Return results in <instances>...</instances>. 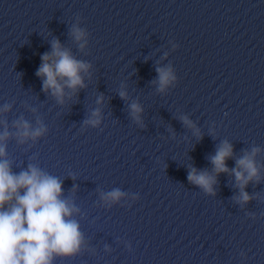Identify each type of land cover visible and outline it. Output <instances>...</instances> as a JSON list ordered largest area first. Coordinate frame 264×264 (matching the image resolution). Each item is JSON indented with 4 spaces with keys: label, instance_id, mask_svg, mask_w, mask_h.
I'll return each instance as SVG.
<instances>
[{
    "label": "clouds",
    "instance_id": "1",
    "mask_svg": "<svg viewBox=\"0 0 264 264\" xmlns=\"http://www.w3.org/2000/svg\"><path fill=\"white\" fill-rule=\"evenodd\" d=\"M72 35L77 41L84 36V30L73 27ZM51 53H45L36 75L43 80V89L51 90L59 102L63 103L65 88L73 92L85 87L81 73H87L90 65L75 59L71 53L63 49L59 40L52 41ZM83 48V44L80 45ZM159 90L163 91L175 76L171 68H157ZM122 99L125 92H120ZM98 99V103L102 101ZM131 115L137 123H141L142 108L137 103L130 106ZM7 110V106H5ZM99 110L92 113L99 117ZM99 119L86 120V124L96 125ZM184 123L191 122L184 118ZM17 133L20 137L33 139L43 134V127L30 130L27 122H18ZM199 135V130H196ZM8 136L7 131L0 134V142ZM259 148H252L244 156L236 160V167L229 169L226 161L233 156V146L224 141L217 147L216 153L209 159L216 175L192 168L188 173V181L204 192L215 195L216 176L220 173H231L235 176L240 195L235 197L238 203H247L251 197L244 191L250 181H259V170L255 155ZM5 156V147L0 143V158ZM123 195L118 189L107 193L105 200L117 201ZM62 183L39 168L29 165L26 171L14 173L9 161L0 159V264H52L54 256H72L76 254L82 243L79 224L71 219L72 213L78 211L62 199Z\"/></svg>",
    "mask_w": 264,
    "mask_h": 264
}]
</instances>
